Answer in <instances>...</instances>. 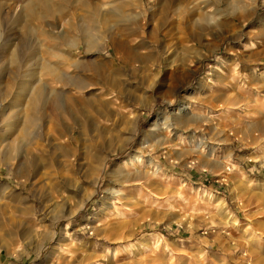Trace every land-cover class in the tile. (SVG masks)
Returning a JSON list of instances; mask_svg holds the SVG:
<instances>
[{
	"label": "rangeland",
	"instance_id": "rangeland-1",
	"mask_svg": "<svg viewBox=\"0 0 264 264\" xmlns=\"http://www.w3.org/2000/svg\"><path fill=\"white\" fill-rule=\"evenodd\" d=\"M26 1L0 0V264H264V0L40 1L30 33Z\"/></svg>",
	"mask_w": 264,
	"mask_h": 264
},
{
	"label": "bare ground",
	"instance_id": "bare-ground-1",
	"mask_svg": "<svg viewBox=\"0 0 264 264\" xmlns=\"http://www.w3.org/2000/svg\"><path fill=\"white\" fill-rule=\"evenodd\" d=\"M40 1L43 2V4H44L43 8H44V10H45V12L47 14L54 13L56 11L55 8H54V6H53V4H51L52 3L51 0H27L26 3H25L26 5L24 6L25 11H26L25 18H24V16H22L23 18L21 17L22 19L19 20V21L24 22V23H21V29L22 30L29 31V33L32 32V30H34L35 28L30 26V24H29L30 20L32 21V19H41L42 18L41 15L38 16L36 14V11H37L36 9H37V7L39 8V6H40V4L38 5L37 3L40 2ZM63 1L64 2L65 1L69 2L70 0H63ZM80 3L82 5H84V6L85 5H88V4H92V3H89V2L87 3L86 0H80ZM2 7L3 6L0 5V12H1V8ZM41 8H42V5H41ZM201 17H202L201 18L202 20H205V22H208V23H210L209 21H211V19H212V18H210L208 16H204V15L201 16ZM84 24H83V26H84ZM205 26H207V25H205ZM78 29H79L80 35L86 40L87 45H88L90 43V39H91V35H92V30L90 28H85V27L78 28ZM2 36H3L2 33H0V38H3ZM81 36H78V38H81ZM60 37L66 39L65 37L61 36V34H60ZM4 41H5V39H4ZM5 43H6V41L4 42V45H5ZM106 44H107V41H104V45L105 46H106ZM15 57H17V55H15ZM39 68H41V65H38V69ZM46 70L48 72L53 73V74L55 73L53 71V68H52L51 65L48 66V68H46ZM68 79H71V76H69ZM36 81L33 82V83H30L31 85H30L29 90H31V102H32L31 104L34 105V106H36L38 108L37 109V111H38V113H37L38 114V117H42V114H43V111H44V107H42L41 104L42 103H49V104L52 105V107L58 108L59 107V103H60L61 98H62V95H61V93H54V95L46 94V90L43 88V86L42 85H39V82L41 81V78H39V82L36 83ZM26 85L28 86L29 83L26 82ZM53 92H55V91H53ZM189 107H190V103L182 104V105H180L177 108L176 112L177 113H181L182 111L188 109ZM198 120H201L202 121V120H204V118H198ZM36 121H37L36 115H34L32 117H29V119H28V123L31 124V125H34ZM7 154L11 155L10 153H7ZM135 158H137V156H135ZM138 159L140 160L141 157L138 156ZM128 160H130V159H128ZM148 162H149V164L153 165L152 160H148ZM157 168L158 167L156 166L155 171L157 170ZM108 251H109V249H108Z\"/></svg>",
	"mask_w": 264,
	"mask_h": 264
}]
</instances>
